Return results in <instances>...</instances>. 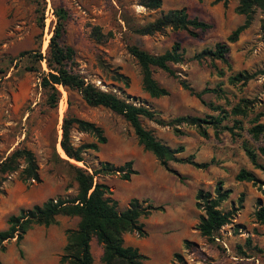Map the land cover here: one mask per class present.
I'll return each mask as SVG.
<instances>
[{"label":"rangeland","instance_id":"obj_1","mask_svg":"<svg viewBox=\"0 0 264 264\" xmlns=\"http://www.w3.org/2000/svg\"><path fill=\"white\" fill-rule=\"evenodd\" d=\"M139 1L43 0L38 5L31 0H0V161L15 148L26 147L36 157L40 178V181H23L18 171L0 178V230L7 228L8 217L20 209H30L49 198H72L77 194L72 171L55 158V151L89 171L99 161L122 165L131 160L137 173L129 180L122 179L118 173L95 179L109 186L118 211L124 210L131 198L162 207L139 218L145 235L136 231L124 234L125 245L135 246L146 255L142 264H264V225L255 217V211L264 204V155L258 150L264 147V137L255 140L247 132L254 118L264 111V79L257 75L240 86H233L228 80L237 72L264 68L263 14L257 9L238 40L228 43L224 62L195 55L225 41L244 22L245 16L235 12L238 0H227L226 5L214 0H161L157 10L147 9ZM55 7L65 8L68 14L63 43L74 51L69 66L87 82L128 102L148 107L166 121L185 115L209 119L218 115L220 108L230 110L241 98H247L253 107L244 119V128L215 134L208 127L205 137L184 123L176 126L179 132H175L173 126L141 116L143 126L156 139L171 148L179 145L184 148L177 154L181 160H171L164 167L138 143L132 126L121 114L102 105H89L76 91L61 85H58L57 105L51 107L40 86V75L48 70L45 60L37 61L36 56L21 53L46 54L56 21ZM181 7L191 17L211 23V28L197 37L170 27L153 34L136 32L161 11ZM174 42L180 43L183 58L169 63L174 74L153 68L154 79L168 94L152 97L142 88L141 69L128 46L135 44L151 54H161ZM30 65L41 70H28ZM67 113L95 123L106 136L105 143H97V150L85 149V162L69 159L60 150L61 125ZM258 122L264 123V115ZM221 125L232 126L233 120L224 119ZM70 139L74 146L97 142L93 133L76 126L70 129ZM243 141L255 149L260 167L249 160ZM188 157L208 165L196 167L185 161ZM241 168L253 172L256 182L236 180ZM219 182L224 190H229L219 209L230 211L231 218L211 241L197 228L204 210L197 206L196 195L199 189L215 195ZM78 221L79 216L58 214L56 223L33 225L19 242L15 238L3 241L1 264H64L59 259L66 243V230L76 228ZM91 251L93 264H99L102 247L96 240L91 243Z\"/></svg>","mask_w":264,"mask_h":264},{"label":"trees","instance_id":"obj_2","mask_svg":"<svg viewBox=\"0 0 264 264\" xmlns=\"http://www.w3.org/2000/svg\"><path fill=\"white\" fill-rule=\"evenodd\" d=\"M31 1L40 5L43 0ZM220 1L224 5L227 4V0H214V2ZM139 4L147 9L157 10L160 9L162 1L140 0ZM257 9L263 14L261 26L264 30V0H238L235 12L245 16L244 22L233 29L227 35L225 41L216 42L213 48L202 49L195 55L196 58L209 57L212 60L219 59L226 62V54L229 50L228 43L238 40L240 33L250 25ZM54 15L56 21L49 38L46 54L42 55L40 52L36 53L34 51H23L21 53L22 55L36 56L37 61L45 60L48 70L42 71L40 86L46 95L47 103L51 107L57 105L60 97L58 85H61L66 90L76 91L89 105H102L121 114L132 126L138 143L145 150L152 152L164 167L171 160H181L177 157V154L182 152L184 148L182 145L171 148L156 139L152 132L143 126L140 119L141 116L154 120L161 125L173 126L175 132H179L176 126L184 123L195 127L205 137L207 136L208 127H212L215 134L225 129L233 132V128L240 130L244 128L242 126L244 119L249 115L251 107H253V102L247 98H241L230 110L220 108L219 114L209 116V119L185 115L166 121L158 118L155 112L148 107L128 102L111 91L103 90L93 83L87 82L69 66L74 51L71 46L63 43L65 24L68 17L67 10L63 7H55ZM40 25L41 27L44 25L43 9L40 15ZM211 26V23L205 20L191 17L187 9L181 7L161 11L152 21L137 28L136 32L153 34L162 32L167 27H170L173 30H185L190 36L197 37L200 32L208 30ZM128 50L140 66L142 88L152 97L167 95L168 90L154 79L152 72L153 68H160L174 74L169 63H176L182 60L183 52L180 43L174 42L169 50L161 54H151L135 44L129 45ZM28 70L39 72L41 67L30 65ZM217 72L220 75L223 74L222 71ZM257 75H261L264 79V68L255 72L240 71L230 75L228 80L233 86H240L245 85ZM120 77L127 80L125 76L120 75ZM183 85L186 87L185 84ZM197 95L199 96V93ZM259 115L263 116L264 111L259 113L254 118L252 125L247 128V132L255 140H258L261 136L264 137V123L258 122ZM229 118L233 120L232 126L221 125L224 119ZM73 126H76L81 131L93 133L97 142L74 146L70 139V129ZM61 128L60 145L69 159L75 161L85 162L83 157L85 149L97 150V143L106 142V136L103 134L101 127L91 121L70 116L68 113L63 117ZM242 147L249 160L255 166L260 167L257 162L255 149L249 146L246 141L242 142ZM258 150L264 155V147H258ZM55 158L64 162L72 171L77 182V194L72 198H49L42 204L34 205L30 209H20L17 214H11L7 219V228L0 230V250L4 249L3 241L15 238L16 242H19L33 225L48 226L54 224L58 214H65L79 216V221L76 228L66 230V243L59 259L61 263L93 264L91 241L95 238L96 242L102 247L99 264H142V261L147 258L146 255L141 253L135 246L125 245L124 234L136 231L141 236L145 235L144 224L140 222L139 218L149 216L152 210H162V207H155L147 203V200L131 198L128 206L124 210L118 211L117 201L110 196L109 186L105 182L95 179L96 176L118 173L122 179L129 180L132 174L137 173L132 167L133 162L129 160L122 165H114L109 161H99L98 165L89 171L87 168L60 157L56 151ZM185 161L200 168H205L208 165L207 162H195L190 157L186 158ZM14 171H18L19 177L23 181H40L36 157L33 151L26 147L15 148L0 161V178ZM235 179L256 182L255 174L244 168L238 171ZM228 194L229 190H224L221 182L215 187V195L202 189L197 192L196 204L204 210L197 228L202 236L211 241H214L216 232L230 221L231 212H224L219 209L220 202L226 199ZM255 217L260 224L264 225V204L260 205L255 211ZM184 242L190 244L188 240Z\"/></svg>","mask_w":264,"mask_h":264},{"label":"bare ground","instance_id":"obj_3","mask_svg":"<svg viewBox=\"0 0 264 264\" xmlns=\"http://www.w3.org/2000/svg\"><path fill=\"white\" fill-rule=\"evenodd\" d=\"M48 43V41L46 42V44ZM60 150H61V152H62V154L64 155V156H66V157H68L66 154H65V151L62 149V147L60 146Z\"/></svg>","mask_w":264,"mask_h":264},{"label":"crops","instance_id":"obj_4","mask_svg":"<svg viewBox=\"0 0 264 264\" xmlns=\"http://www.w3.org/2000/svg\"><path fill=\"white\" fill-rule=\"evenodd\" d=\"M93 240H96L95 238L92 239L91 243L93 242Z\"/></svg>","mask_w":264,"mask_h":264}]
</instances>
